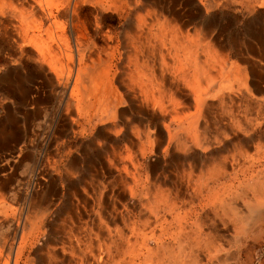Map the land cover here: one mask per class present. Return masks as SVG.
<instances>
[{
	"label": "bare ground",
	"instance_id": "1",
	"mask_svg": "<svg viewBox=\"0 0 264 264\" xmlns=\"http://www.w3.org/2000/svg\"><path fill=\"white\" fill-rule=\"evenodd\" d=\"M0 62L12 122L43 117L52 98L53 129L83 152L60 157L74 190L63 198L29 126L0 128V158L12 159L0 165V264H229L215 245L230 225V264H254L264 245V100L254 97L264 95V0H0ZM241 145L255 154L238 152L220 192L168 185L165 165L200 181ZM83 168L128 186L118 207L110 184L101 215L103 185L87 210ZM216 210L229 214L220 229ZM90 225L102 231L93 237Z\"/></svg>",
	"mask_w": 264,
	"mask_h": 264
},
{
	"label": "rangeland",
	"instance_id": "2",
	"mask_svg": "<svg viewBox=\"0 0 264 264\" xmlns=\"http://www.w3.org/2000/svg\"><path fill=\"white\" fill-rule=\"evenodd\" d=\"M1 63L2 62H0V128H4V126H5L7 130L8 129H9V131L13 130V132L18 131L17 133H19L20 130L18 128H21L22 126H29V129L27 128V130H26V135H27L26 138L28 139V143L30 141H33L36 144H40V146H41V144H44L43 152L38 153L37 158H39L40 160L42 159L44 162V165H46L47 168H50V169H54V167H56V169L58 168V174L56 176H57V178H58V176L63 177L61 184H62V187H64V188H62L63 192H61L63 195H60V196H63V198H67L69 193L74 192L73 189H70V187H72L70 185V183H68V181H66L64 178V173L67 169L70 168V166L65 161L64 162L61 161L60 157H62L61 155H64L63 152H65L67 150V148H68V150L70 149L71 152H73L74 154H83V152L81 153L80 150L76 151L75 148H73V146L71 148H69L70 142H72V141H71V139L68 138L69 133L65 132V130H66L65 127L59 126L56 130L53 129L54 124H53V120H52V115H54V113L56 111V105H55V101H53L52 98H50L49 100H45L46 103L44 105V110L40 114V115H43V117L41 116L39 119H32V117H30V119H28V121H23L22 115H20L18 112V113L12 114V115H16L14 117H16L15 121H18V123L15 124L12 122V120L10 119L11 117H9V115H11V114H9L6 110L5 105H6L7 101H6V99H4L3 90L1 87L2 86L1 85V82H2L1 79L6 74L5 68H2ZM22 85H24V84H22ZM27 86L29 87V89H31L32 87H34V84L28 83ZM32 90H33V88H32ZM254 97L258 101L264 100V95H257ZM16 107H17V105H16ZM262 116L263 115H261L260 117H262ZM1 119H3V120H1ZM29 120H31V121H29ZM66 133H67V136H66V138H64V135ZM0 142H1V140H0ZM243 146L244 145H241V146L237 147L236 149L228 148V150H226V152L224 153V156H226L228 158L227 162L222 163L219 161H215L213 164L214 165L213 175L207 176L208 178H201L200 181L194 177L195 176L194 174H196V172L193 173V175H194L193 176V175H190L189 170L186 168L185 169H179L178 167H174V166L169 165V164H167L168 166L165 165V167L168 169V172L165 173V175L167 177L166 180L168 182V185L179 184V186H186L187 185V186L192 187L197 183L199 184V183L206 181V182L211 183V185L213 184L212 187L214 188L213 189L214 192H218V191L220 192L224 186H225V188L227 187V184H228L229 178H230V174L232 173V168H235V167L231 166V164H235L239 160V158H237L238 152H239V155H241L240 158H244V157L246 158L253 153L255 154V152L252 151L250 153V151H248V150H247V153H248L247 154L246 151L244 150ZM262 152H264V148L262 149ZM7 154L3 153L2 156H5V155L7 156ZM8 158L6 160H4L3 162H2V158H0V165L6 164L7 161H8V163H9V161H12V159H8ZM229 161H231L230 164H229ZM16 165H17V167L20 168V170H23L24 165H25V161L17 159ZM84 166H85V164H83V167ZM160 169H161V175L163 176V164H162ZM236 170H237V168H236ZM56 176H55V178H56ZM232 176H234V174H232ZM38 178H40V176H38ZM105 178H107V177H105ZM75 179L78 181L79 188L82 190L81 193L83 194L85 204L87 205V207H86V208H88L87 210H90L91 209L90 206H93L94 204H96L95 197H94V195H95L94 193H96L95 189L101 188V185H103L106 188V190H104L103 194H101V196H100L101 205L100 206L97 205L98 207L94 210L95 214L101 215L102 208L105 209L104 203H102V201L106 202V200L103 197H104V195H106L105 194L106 191L109 192L108 189H109L110 184H112V186H113V194L111 193V196L114 199L113 205L115 204V207H118V204L115 203V201L118 200V199H116V196H117V192L123 187L122 183H120L119 180H117V179H110V180L100 179L99 177H96L95 171H88L85 168H83V170L81 169L80 172H78L75 175ZM75 179H73V181ZM125 187H123V189ZM126 188H128V186ZM228 193H230V192H228ZM228 193H226V195H224L225 201H231L233 199L241 200V197L238 198L235 195H232V194L230 195ZM64 196H66V197H64ZM119 210L121 211L122 208L119 207ZM128 210L131 211V208L129 207ZM107 212L111 213L112 209L107 210ZM228 215L229 214L227 211H225V212L220 211V210L213 211L212 222H211L213 224V229L223 228L222 227L223 222L227 223V220H229ZM230 226H229V228H230L229 236L226 238V241L218 243L219 245L218 244L215 245V249L222 248L224 250V252H226L229 255V258H230L228 260L229 264L232 262L231 261L232 260L231 255H232L233 248H234V238H235L234 237L235 233L232 232V230H231L232 226L231 227ZM110 228L115 229L118 232L120 227H118V228L110 227ZM88 229H90V230H88V232L93 233V237L98 235V233H97L98 227L95 228V226L90 225ZM98 230L102 231L101 229H98ZM101 233H103V232H101ZM99 237H101V236L99 235ZM100 242H101L102 246L105 245L102 242V240H100ZM117 245L120 247L123 246V244H121L120 242H118ZM263 247H264V245H260L259 247H256V249H255L256 255L253 256V257H255L254 258V264H264V248ZM107 248H109V245L106 248L104 247V249H106V250H107ZM93 250H94V248L87 246L86 254H88L87 255L88 257L92 255ZM50 263L51 264H58V262H56V261L53 262L52 260L50 261ZM101 264H103V263H101ZM113 264H116V263H113Z\"/></svg>",
	"mask_w": 264,
	"mask_h": 264
}]
</instances>
